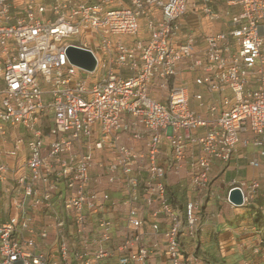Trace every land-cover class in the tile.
I'll return each mask as SVG.
<instances>
[{
	"label": "built area",
	"instance_id": "obj_1",
	"mask_svg": "<svg viewBox=\"0 0 264 264\" xmlns=\"http://www.w3.org/2000/svg\"><path fill=\"white\" fill-rule=\"evenodd\" d=\"M123 1L0 0V203L11 210L0 264H201L183 240L197 238L213 166L250 147L262 168L264 0H223L240 8L232 28L200 39L181 20L201 4L216 21L217 0ZM141 18L148 40L124 43ZM69 48L95 69L72 64ZM171 180L193 195L184 211ZM229 186L228 206L255 208L241 235L264 245L260 180Z\"/></svg>",
	"mask_w": 264,
	"mask_h": 264
},
{
	"label": "crops",
	"instance_id": "obj_2",
	"mask_svg": "<svg viewBox=\"0 0 264 264\" xmlns=\"http://www.w3.org/2000/svg\"><path fill=\"white\" fill-rule=\"evenodd\" d=\"M81 1L91 2L94 0ZM211 10L218 16V19L214 22H209L202 14L201 4L196 9H189L188 13L181 20V31L183 33L193 34L197 39L207 36L208 33L212 35L227 32L232 28V15L237 14L240 8L227 6L223 0H217L211 6ZM262 35L264 36V30H262ZM189 84L191 86V83ZM194 89L196 92L202 91L204 93L203 89ZM255 157L256 155L253 150L245 151L239 148L238 153L229 164L222 165L217 163L213 166L211 185L209 188L210 193L204 198V204L201 210V225L197 238L194 241L187 238L183 240L186 251L192 252L199 261H203V264H225L222 256L225 258L232 256L233 250L236 251L237 259L239 260L241 259L243 261L246 259L264 264V245H260L261 240H259L258 236L253 233L245 236L241 235L243 227L252 225L251 215L255 208H244L245 210H241L243 208L235 209L228 206L225 202L230 188L229 185L233 180H236V176L250 177L247 181L257 179L262 184L263 189L258 199L262 202V205L256 203V207L259 209L264 208V160L261 161L262 168L260 170H253L249 166V162ZM177 182L176 180H171L169 183V201L179 206L181 211H184L186 203L193 198V195L181 189ZM182 182L184 183L185 180H182ZM1 205L0 215H2L4 221L11 214V210L9 209V214L8 205L6 203H2ZM147 219H150V215ZM163 229H165V225H161L160 230L162 231ZM146 231L148 234H151L148 226H146ZM161 231L157 237H148L147 243L149 246L154 242H158L159 244L163 242V239L160 238ZM39 245L42 250L50 249L47 246V242L39 243ZM207 245L208 249L205 250L204 247ZM219 245L224 247V253L219 248ZM257 246H260V254L254 255L253 248ZM149 264L166 263L164 257L159 254L153 256Z\"/></svg>",
	"mask_w": 264,
	"mask_h": 264
},
{
	"label": "rangeland",
	"instance_id": "obj_3",
	"mask_svg": "<svg viewBox=\"0 0 264 264\" xmlns=\"http://www.w3.org/2000/svg\"><path fill=\"white\" fill-rule=\"evenodd\" d=\"M44 0H37L38 3L42 2ZM92 2H96L95 0L94 1H91ZM123 5L124 6H128V0H124L123 1ZM115 9H118V8H115ZM138 24H139V33L137 36H126V37H123L122 38V41L124 43H132V42H135L138 38L140 39H143L144 40H148V33L146 32V29L144 28L143 26V19L141 18L139 21H138ZM207 35H211V33H208ZM67 43H73V44H77V38L75 36H72L71 38L65 40ZM182 78L185 80V81H188L189 83H191V74H188V73H182ZM227 97L229 98L230 101H232V96L230 93H227L226 94ZM156 95L153 94V98H155ZM162 104H165V101L162 102ZM192 109H194L193 106H191ZM248 150H250V147L248 148ZM250 178V177H249ZM249 178H245V177H242V176H236V180L237 181H241V180H247ZM263 189V188H262ZM257 204L258 205H262V202L260 200H257ZM2 208V205L0 203V209ZM241 210H245L244 208L241 209ZM160 217H163V216H160ZM247 217V215H246ZM116 218H117V215H116ZM250 219V218H249ZM0 220L3 221V217L2 215H0ZM243 221V220H242ZM241 222V221H240ZM247 224V223H246ZM205 250L208 249V245L204 247ZM219 248L222 250V252L224 253L225 252V249L224 247L220 246L219 245ZM238 256H237V253L235 250H233V255L228 257V258H225L224 256H222V259H223V262L225 264H242L243 261L240 259H237ZM237 260H239V262H237ZM201 264H203V261H201Z\"/></svg>",
	"mask_w": 264,
	"mask_h": 264
},
{
	"label": "water",
	"instance_id": "obj_4",
	"mask_svg": "<svg viewBox=\"0 0 264 264\" xmlns=\"http://www.w3.org/2000/svg\"><path fill=\"white\" fill-rule=\"evenodd\" d=\"M67 57L72 64L82 67L87 71L95 69V60L89 52L69 48ZM230 201L237 207L242 205V196L239 190H233L229 194Z\"/></svg>",
	"mask_w": 264,
	"mask_h": 264
},
{
	"label": "trees",
	"instance_id": "obj_5",
	"mask_svg": "<svg viewBox=\"0 0 264 264\" xmlns=\"http://www.w3.org/2000/svg\"><path fill=\"white\" fill-rule=\"evenodd\" d=\"M257 212V215H256V222L257 223H260V212L259 211H256ZM258 219V220H257Z\"/></svg>",
	"mask_w": 264,
	"mask_h": 264
}]
</instances>
